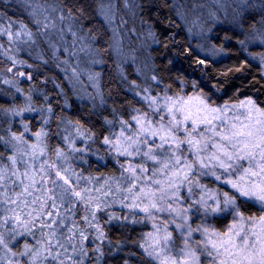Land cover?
Wrapping results in <instances>:
<instances>
[{
  "label": "clouds",
  "instance_id": "clouds-1",
  "mask_svg": "<svg viewBox=\"0 0 264 264\" xmlns=\"http://www.w3.org/2000/svg\"><path fill=\"white\" fill-rule=\"evenodd\" d=\"M0 264H264V0H0Z\"/></svg>",
  "mask_w": 264,
  "mask_h": 264
},
{
  "label": "snow or ice",
  "instance_id": "snow-or-ice-1",
  "mask_svg": "<svg viewBox=\"0 0 264 264\" xmlns=\"http://www.w3.org/2000/svg\"><path fill=\"white\" fill-rule=\"evenodd\" d=\"M77 195H79V193H77Z\"/></svg>",
  "mask_w": 264,
  "mask_h": 264
}]
</instances>
